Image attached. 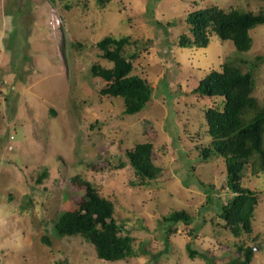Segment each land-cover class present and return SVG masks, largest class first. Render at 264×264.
<instances>
[{"label": "rangeland", "instance_id": "1", "mask_svg": "<svg viewBox=\"0 0 264 264\" xmlns=\"http://www.w3.org/2000/svg\"><path fill=\"white\" fill-rule=\"evenodd\" d=\"M210 6L259 13L264 0H0V264H207L190 257L188 243L231 264L241 242L255 248L251 264H264V172L256 156L243 171V187L259 200L253 233L236 237L217 202L233 196L225 160L202 157L212 141L206 113L225 100L193 93L228 60L249 70L264 55V24L250 31L248 51L211 31L207 45L180 47V36L192 35L189 12ZM108 35L139 42L124 53L139 52L132 74L154 91L138 113L127 114L122 97L102 95L107 82L92 73L95 64L113 66L97 46ZM254 77L253 95L264 105V58ZM140 142L153 144L161 169L148 185L139 184L127 155ZM75 177L113 201L135 255L106 260L81 235L56 237L54 221L85 193ZM175 210L194 222L178 225L167 243L163 220Z\"/></svg>", "mask_w": 264, "mask_h": 264}, {"label": "trees", "instance_id": "2", "mask_svg": "<svg viewBox=\"0 0 264 264\" xmlns=\"http://www.w3.org/2000/svg\"><path fill=\"white\" fill-rule=\"evenodd\" d=\"M186 22L192 35L183 33L179 39L180 47L207 45L211 31L223 40H232L236 49L242 52L252 48L250 31L264 24V10L259 13L240 9L226 11L210 6L189 12ZM131 44L139 42L129 35L118 38L105 36L97 42V46L113 66L107 68L95 64L92 67L93 75L107 82L101 94L122 97L127 114L144 110L152 100L154 91L146 78L132 74L133 62L139 52L127 56L124 50ZM263 58L264 55H258L249 63L250 69L247 71H243L236 61L228 60L220 70H211L193 91L199 97L218 96L225 100L223 109L210 108L206 113L212 141L210 146L202 149V157L208 159L218 154L225 160L226 183L233 196L227 202H221V198L217 202L220 216L236 237L253 233V218L259 200L255 190L243 187V171L256 156L258 171L264 172V105L253 95L254 68ZM152 154L151 142H140L127 151L141 185L151 184L160 175L161 169L153 163ZM47 176L48 171L44 170L38 176V183H42ZM74 180L85 186V193L75 208L63 212L54 221L52 228L56 237L81 235L95 246L97 256L106 260H121L135 255L132 235L124 233L125 224L114 218L113 201L102 196L90 181L78 177ZM200 185L205 186L202 182ZM210 192L207 189L209 204L213 200ZM193 222L194 216L186 210H175L166 215L163 220L166 242H169L171 234L177 232L178 225ZM42 241L52 245L49 235H44ZM236 245L241 256L231 259V264H251L255 256L254 246L244 242ZM186 247L190 257L200 256L207 260V264H217L215 256L195 249L193 243H188Z\"/></svg>", "mask_w": 264, "mask_h": 264}]
</instances>
